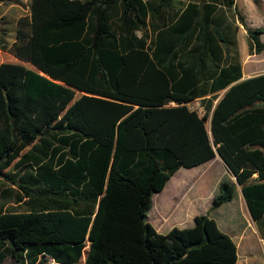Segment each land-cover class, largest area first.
Wrapping results in <instances>:
<instances>
[{
	"label": "trees",
	"instance_id": "1",
	"mask_svg": "<svg viewBox=\"0 0 264 264\" xmlns=\"http://www.w3.org/2000/svg\"><path fill=\"white\" fill-rule=\"evenodd\" d=\"M179 3L30 0L12 46L0 39L32 65L0 64V178L26 205L0 207V264H237L214 218L160 233L148 215L178 170L218 152L235 179L211 208L238 184L264 220V73L241 80L228 14L252 53L264 28L235 0Z\"/></svg>",
	"mask_w": 264,
	"mask_h": 264
},
{
	"label": "rangeland",
	"instance_id": "2",
	"mask_svg": "<svg viewBox=\"0 0 264 264\" xmlns=\"http://www.w3.org/2000/svg\"><path fill=\"white\" fill-rule=\"evenodd\" d=\"M236 4L240 11L247 16L252 26L264 28V0H236ZM10 11L11 19H9ZM29 13L30 0H0V39L8 45V48L12 46L15 40L19 18L24 15H29ZM262 40L264 41V35H262ZM240 42L241 48L244 50L246 43L243 37H240ZM240 58L242 63L246 66H254V75L264 72V68H260L264 66V51L261 54L252 53L249 50L248 40L247 48ZM2 62L19 63L31 67L27 62H17L7 53L0 54V64ZM80 95L81 93L77 96ZM192 105L200 114L203 113V110L198 108L199 103L197 101H194ZM209 124V121H207L208 127ZM213 163H216L215 169L209 171L205 177H198V179L193 182L192 179L201 171L203 172L205 167L202 166L191 169L181 168L173 176L163 192L154 194V206L149 213L150 222H152L154 226L161 224L165 232H168L172 222L181 218L183 214L186 212L193 213L199 211L202 214L214 218L225 228H230L233 231L241 229V235H245L247 240L239 245L241 251L239 264H264V220L261 224L255 223L252 220L244 202L240 186L237 185L235 196L232 201L215 209L211 208V204L210 210L208 211L207 204L212 201V196L210 195L215 194L216 190H218V179L224 173L223 168L220 170L221 172L219 171V166L221 165L219 162L214 161ZM8 171L11 172L14 171V169L9 168ZM190 182H192V184L190 187H187ZM18 194V188L13 186L7 178H0V207L5 211L26 210L25 204L17 202ZM158 211H160L162 215L158 220L153 219L157 217L156 212ZM188 226H192V224L185 225L184 227ZM165 232L163 231L161 233ZM82 263L83 260L79 264ZM3 264L15 263L13 259L9 257Z\"/></svg>",
	"mask_w": 264,
	"mask_h": 264
},
{
	"label": "crops",
	"instance_id": "3",
	"mask_svg": "<svg viewBox=\"0 0 264 264\" xmlns=\"http://www.w3.org/2000/svg\"><path fill=\"white\" fill-rule=\"evenodd\" d=\"M181 1V3L182 4H178V7L181 9V10H183L184 9V7L186 6V4H188L190 1H197V0H180ZM235 2H236V0H235ZM237 5V4H236ZM11 8V7H10ZM228 16H229V22H230V24H232V26H233V30H234V27H236V26H239V28L236 30V38H237V43H238V51H239V60L241 61V58H240V56L244 53V51H245V49L247 48V32H246V30L245 29H243L244 27L239 23V21L237 20V18L236 19H234V17H233V14H232V12H229V14H228ZM9 19H11V11H10V13H9ZM20 19V18H19ZM249 22V21H248ZM250 24V23H249ZM241 26H242V28H241ZM254 27V26H253ZM141 31H138L137 32V35L138 36H141L142 35V32L140 33ZM240 37H243V39H244V42L246 43L245 44V48H244V50H242V48H241V42H240ZM15 40H16V36H15ZM15 40H14V42H15ZM13 42V43H14ZM264 42V41H263ZM3 53H7L8 55H11V58L12 59H14V60H16L17 62H22V60H20V59H18V58H16L11 52H9L8 50H3V49H0V54H3ZM25 62V61H24ZM3 63V62H2ZM28 63V62H27ZM241 63H242V61H241ZM30 64V63H29ZM31 65V64H30ZM242 66H243V77L241 78V80H244V79H247V78H250V77H252V76H255V75H258V74H253V72L255 71V68H254V66L253 65H248V66H246L245 64H243L242 63ZM31 67H32V65H31ZM31 67H29V68H31ZM260 68H264V66H261ZM262 73H264V72H262ZM259 74H261V73H259ZM81 92H77V95L78 94H80ZM76 95V96H77ZM81 95H82V93H81ZM80 95V96H81ZM80 96H77V98L78 97H80ZM214 161H216V162H219L221 165L219 166V171L220 170H222V168L224 169V173L221 175V177L218 179L219 180V182H218V190H216V192H215V194H217L218 193V191H219V184H220V182H221V180H223V179H235V178H233L232 176H231V174L229 173V171L227 170V167L225 166V164L223 163V161L221 160V158L219 157V155H216V157L214 158V159H212L211 161H209V162H206V163H204V164H202V165H200V166H197V167H202V166H204L205 167V170L202 172H200L197 176H195L193 179H192V182L194 181V180H196V179H198V177L199 178H203V177H205L206 175H207V173L209 172V171H211L212 169H215V166H216V163H213ZM210 166V167H209ZM193 168H196V167H193ZM187 169H191V168H187ZM179 171V170H178ZM177 171V172H178ZM176 172V173H177ZM221 172V171H220ZM173 178V177H172ZM171 178V179H172ZM171 179L169 180V182L167 183V185H166V187L161 191V192H163L166 188H167V186H168V184L170 183V181H171ZM192 182H190V184L187 186V187H190V185L192 184ZM237 185L238 184H236V188H237ZM239 186V185H238ZM241 188V187H240ZM157 193H159V192H157ZM155 194V193H154ZM215 194H211L210 196H212V201H211V203H209V204H207L208 206V211L210 210V205L213 203V198H214V196H215ZM207 195H208V191H207ZM154 196V195H153ZM154 206V205H153ZM153 208V207H152ZM152 210V209H151ZM205 211H206V208H205ZM150 213V212H149ZM156 214H157V217H154L153 219H157L158 220V218L162 215V213L160 212V211H158V212H156ZM200 214H202V213H200L199 211H197V212H190V213H188V212H186L185 214H183L182 215V217L181 218H178L177 220H175L174 222H172V225L170 226V229H172L174 226H178V227H180V228H184V226L185 225H191L192 224V226L194 225V218L197 216V215H200ZM192 218H193V222H192ZM148 219H149V215H148ZM181 220H183V221H181ZM150 221V220H149ZM152 223V222H151ZM218 223V225H219V227L221 228V230L222 231H224L225 233H227V234H229L232 238H233V240L235 241V243L237 244V247H238V256H239V259H238V262H237V264H239V261H240V258H241V251H240V246L239 245H241V243H244V242H246V236L245 235H241V229H239V230H237V231H233V230H231L230 228H225L224 226H222L219 222H217ZM154 226V225H153ZM156 229H157V231L158 232H165V230H164V228L163 227H161V224H158L157 226L155 225L154 226ZM188 227H190V226H188ZM165 233H167V232H165ZM49 264H57V263H55V262H53V261H51ZM83 264V263H82Z\"/></svg>",
	"mask_w": 264,
	"mask_h": 264
},
{
	"label": "built area",
	"instance_id": "4",
	"mask_svg": "<svg viewBox=\"0 0 264 264\" xmlns=\"http://www.w3.org/2000/svg\"><path fill=\"white\" fill-rule=\"evenodd\" d=\"M192 104H193V102H190V103H188V106H189L191 109H195V108L193 107ZM198 108H201L200 105H198ZM196 110H197V109H196Z\"/></svg>",
	"mask_w": 264,
	"mask_h": 264
},
{
	"label": "water",
	"instance_id": "5",
	"mask_svg": "<svg viewBox=\"0 0 264 264\" xmlns=\"http://www.w3.org/2000/svg\"><path fill=\"white\" fill-rule=\"evenodd\" d=\"M217 155H219V157H220V154L217 152ZM236 182H237V180H236ZM238 183V182H237Z\"/></svg>",
	"mask_w": 264,
	"mask_h": 264
}]
</instances>
